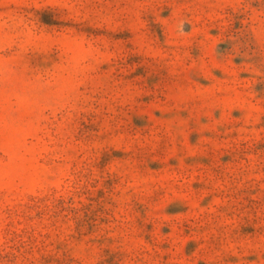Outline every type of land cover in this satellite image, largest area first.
<instances>
[{
    "label": "rangeland",
    "instance_id": "374dc122",
    "mask_svg": "<svg viewBox=\"0 0 264 264\" xmlns=\"http://www.w3.org/2000/svg\"><path fill=\"white\" fill-rule=\"evenodd\" d=\"M0 264H264V0H0Z\"/></svg>",
    "mask_w": 264,
    "mask_h": 264
}]
</instances>
